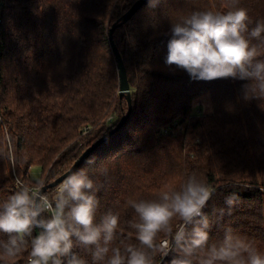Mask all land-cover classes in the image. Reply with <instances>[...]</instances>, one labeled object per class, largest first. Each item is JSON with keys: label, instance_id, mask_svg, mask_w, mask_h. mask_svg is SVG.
<instances>
[{"label": "trees", "instance_id": "trees-1", "mask_svg": "<svg viewBox=\"0 0 264 264\" xmlns=\"http://www.w3.org/2000/svg\"><path fill=\"white\" fill-rule=\"evenodd\" d=\"M136 1L0 0V203L15 193L18 180L46 186L57 179L126 115L109 31ZM230 3L157 0L149 7L146 0L113 30L132 109L88 156L95 163L86 166L87 158L76 169L88 167L103 185L97 223L109 211L120 217L113 247L139 245L130 200H157L194 174L215 189L203 209L209 243L230 228L264 253V100L244 99L249 81L193 80L165 63L173 23L194 11L227 12ZM238 6L248 10L249 29L264 23V0H239ZM34 166L41 169L38 181L30 177ZM233 194L238 199L229 211L226 199ZM7 239L0 232V241ZM30 251L29 244L14 264H28ZM73 251L93 264L82 246ZM175 256L158 253L155 264H171Z\"/></svg>", "mask_w": 264, "mask_h": 264}, {"label": "clouds", "instance_id": "clouds-1", "mask_svg": "<svg viewBox=\"0 0 264 264\" xmlns=\"http://www.w3.org/2000/svg\"><path fill=\"white\" fill-rule=\"evenodd\" d=\"M156 4L149 0V7ZM238 5L239 0H231L227 12L194 11L173 23L165 63L193 80L249 81L244 99L264 100V23L249 29L248 10ZM84 163L93 165L95 157ZM43 187L39 181L30 186L18 180L15 193L0 203V232L8 237L0 241V260L6 264H14L29 244L28 264H87L73 251L77 246L90 252L93 264H155L158 253L170 252L176 253L171 264H264V253L253 241L230 228L223 239L209 243L211 224L203 209L215 189L194 174L178 190L161 191L157 200L128 202L138 217L130 227L139 245L123 248L112 246L119 215L109 211L97 223V193L103 185L90 177L88 167L66 175L51 196ZM237 199L235 194L226 199L229 211ZM161 234L165 239L158 242Z\"/></svg>", "mask_w": 264, "mask_h": 264}, {"label": "water", "instance_id": "water-1", "mask_svg": "<svg viewBox=\"0 0 264 264\" xmlns=\"http://www.w3.org/2000/svg\"><path fill=\"white\" fill-rule=\"evenodd\" d=\"M145 1L146 0H137L133 4V6L125 14H123V16L121 18H119V20H117V22L115 24L112 25V27L110 28V31H109V41H110V45H111L114 57L116 59L118 75H119V97L122 98L124 96L126 98L127 104H128V111H127L126 115L120 119L118 124L113 129H111L105 135L101 136L91 146H89L79 156V158L75 161V163L72 165V167L67 172H65L64 174L59 176L57 179H55L49 185L44 186L42 189L44 192L47 188L56 187L57 185H59L62 182V180L66 177V175L75 171L82 164V162L88 158V156L91 154L92 151H94L101 143H103L107 138H109L113 133H115L119 128H121L124 125L126 118L129 116L131 109H132L131 89H130V85L128 83L126 68H125L122 56H121L120 52L118 51V49H117V47L113 41L112 33H113V30L115 29V27L117 25H120V24L128 21L133 16V14L144 4Z\"/></svg>", "mask_w": 264, "mask_h": 264}, {"label": "rangeland", "instance_id": "rangeland-1", "mask_svg": "<svg viewBox=\"0 0 264 264\" xmlns=\"http://www.w3.org/2000/svg\"><path fill=\"white\" fill-rule=\"evenodd\" d=\"M201 100H202V103H205V104H203L204 105V111L205 112H209L210 103L208 102V96H203ZM30 177H31V179H33L35 181H38L41 178V169L39 167H37V166L32 167L31 170H30ZM49 184H47V185H49Z\"/></svg>", "mask_w": 264, "mask_h": 264}]
</instances>
